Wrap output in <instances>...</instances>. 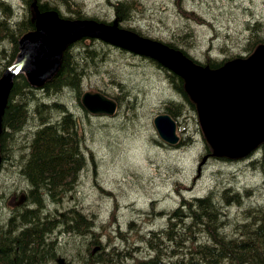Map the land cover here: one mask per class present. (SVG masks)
<instances>
[{
  "label": "trees",
  "instance_id": "16d2710c",
  "mask_svg": "<svg viewBox=\"0 0 264 264\" xmlns=\"http://www.w3.org/2000/svg\"><path fill=\"white\" fill-rule=\"evenodd\" d=\"M22 6L17 11L12 3L0 0V77L16 59L21 37L35 29V6L42 12L61 13L66 8L74 13L70 17H84L81 4L73 0H22ZM113 6L118 22L126 24L134 18L137 1L120 0ZM257 32L251 30L255 38L250 53L264 43ZM180 38L175 35L167 44L189 55ZM87 42L83 39L64 52L59 72L43 88L32 86L24 74L15 79L3 116L1 153L3 171L12 167L22 186L0 189V201L10 211L1 209L0 264H61L62 256L67 257L64 264H264V204L246 206L240 200L243 196L232 189L182 199L167 213L163 228L141 234L117 230L116 238L102 236L94 217L76 207L62 216L60 205L74 192L88 162L82 119L70 112L71 99L65 97L81 104L85 76L106 64L110 54L106 51L111 48L98 40ZM196 61L213 69L225 62L209 57ZM165 71L179 97L196 114L184 80ZM115 84L123 93V85ZM125 95L114 98L120 105L134 102ZM166 111L174 118L183 113L181 103L175 101ZM234 202L241 204V214L230 219L223 207ZM67 236L64 252L59 239ZM142 246L149 254L138 257Z\"/></svg>",
  "mask_w": 264,
  "mask_h": 264
},
{
  "label": "rangeland",
  "instance_id": "374dc122",
  "mask_svg": "<svg viewBox=\"0 0 264 264\" xmlns=\"http://www.w3.org/2000/svg\"><path fill=\"white\" fill-rule=\"evenodd\" d=\"M3 1L23 10L21 0ZM76 1L85 17L106 22L115 19L112 2L117 0ZM136 1L134 18L123 27L165 42L180 36V46L198 61L249 54L254 28L258 30L255 35L264 39V0H181V8L177 0ZM70 12L63 9L68 17ZM110 47L106 64L88 73L82 88L135 99L121 104L118 114L108 117L86 114L74 97H65L71 99L70 106L65 103L70 112L82 119L88 162L74 192L63 199L59 209L65 213L76 207L94 216L101 235L116 238L117 230L141 234L163 228L167 213L183 197H202L211 190L232 189L243 196L240 200L246 206L264 204V149L251 160L225 162L211 157L198 116L179 97L166 71L148 58ZM111 80L123 85V93ZM170 101L181 103L183 109L175 118L183 140L178 148L161 142L153 126L154 117L166 112ZM15 173L12 167L2 172L0 189L22 186ZM247 189L250 194L244 193ZM8 206L0 201V217L10 212ZM239 206L234 202L223 208L230 219H236L241 214ZM59 241L65 252L68 236ZM148 254L144 246L136 252L138 257Z\"/></svg>",
  "mask_w": 264,
  "mask_h": 264
},
{
  "label": "water",
  "instance_id": "95a60500",
  "mask_svg": "<svg viewBox=\"0 0 264 264\" xmlns=\"http://www.w3.org/2000/svg\"><path fill=\"white\" fill-rule=\"evenodd\" d=\"M36 31L20 41L18 62L0 79V136L14 77L27 74L32 85L43 86L58 72L63 52L82 38L92 37L134 54L156 60L186 81L197 103L200 122L215 155L242 158L264 142V45L247 59H236L220 69L195 63L166 44L93 20H64L56 12L37 11ZM112 44V43H111ZM82 104L92 114L114 116L116 101L98 92H86ZM159 137L172 146L180 143L177 122L169 114L154 119ZM2 157L0 151V170ZM63 264V260H60Z\"/></svg>",
  "mask_w": 264,
  "mask_h": 264
},
{
  "label": "bare ground",
  "instance_id": "6f19581e",
  "mask_svg": "<svg viewBox=\"0 0 264 264\" xmlns=\"http://www.w3.org/2000/svg\"><path fill=\"white\" fill-rule=\"evenodd\" d=\"M91 39H95V38H92V37H90ZM112 43V44H111ZM111 43H109L110 45H112V46H115V47H118L116 44V41L114 40V39H112V41H111ZM240 160H243V157H242V159H240Z\"/></svg>",
  "mask_w": 264,
  "mask_h": 264
},
{
  "label": "flooded vegetation",
  "instance_id": "af4514ba",
  "mask_svg": "<svg viewBox=\"0 0 264 264\" xmlns=\"http://www.w3.org/2000/svg\"><path fill=\"white\" fill-rule=\"evenodd\" d=\"M261 147H264V145H262Z\"/></svg>",
  "mask_w": 264,
  "mask_h": 264
}]
</instances>
